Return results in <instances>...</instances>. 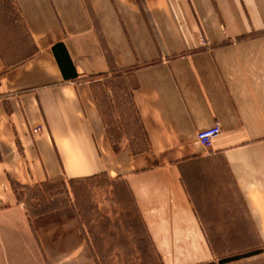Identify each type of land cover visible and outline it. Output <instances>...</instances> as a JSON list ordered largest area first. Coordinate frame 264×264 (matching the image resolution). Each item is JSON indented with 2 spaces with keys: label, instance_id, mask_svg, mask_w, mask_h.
<instances>
[{
  "label": "crops",
  "instance_id": "obj_1",
  "mask_svg": "<svg viewBox=\"0 0 264 264\" xmlns=\"http://www.w3.org/2000/svg\"><path fill=\"white\" fill-rule=\"evenodd\" d=\"M110 77L141 147L109 135ZM102 178L127 194L76 203L50 253L14 184ZM146 245L155 264H264V0H0V264H139Z\"/></svg>",
  "mask_w": 264,
  "mask_h": 264
},
{
  "label": "rangeland",
  "instance_id": "obj_2",
  "mask_svg": "<svg viewBox=\"0 0 264 264\" xmlns=\"http://www.w3.org/2000/svg\"><path fill=\"white\" fill-rule=\"evenodd\" d=\"M110 78L99 82V84L105 86V90L103 89L98 92L100 96L99 103L109 135L114 141H121L124 138L123 140H126L132 146L141 147L143 142L142 136L129 100L128 85L123 81L114 82V78ZM110 84L114 88L111 86L112 93H107V89H111L107 86ZM107 94H110V96ZM111 188H113V191L108 193ZM17 191L24 208L29 211L30 224L35 235L50 253L58 249L53 242H57L58 240L59 224L61 225L62 223L63 227L64 222H68L74 218L75 212L71 209L76 203L85 209L82 214L88 217L87 209L90 206L89 202L91 200L89 194H127L125 189L119 185L113 186L103 178L78 180L68 184H45L43 186L24 187L18 188ZM63 194H73V196L71 199H67ZM68 201L72 202L70 206L68 205ZM71 224H73V220ZM60 236L66 241L73 240L74 232L72 225L66 227L65 231L63 229L62 234L60 232ZM141 250L144 255L143 261H140L139 264L156 263L147 245Z\"/></svg>",
  "mask_w": 264,
  "mask_h": 264
},
{
  "label": "built area",
  "instance_id": "obj_3",
  "mask_svg": "<svg viewBox=\"0 0 264 264\" xmlns=\"http://www.w3.org/2000/svg\"><path fill=\"white\" fill-rule=\"evenodd\" d=\"M38 129V128H37ZM36 129V130H37ZM221 132V127L218 122L203 128L196 133L197 140L206 148L210 147L213 139Z\"/></svg>",
  "mask_w": 264,
  "mask_h": 264
},
{
  "label": "trees",
  "instance_id": "obj_4",
  "mask_svg": "<svg viewBox=\"0 0 264 264\" xmlns=\"http://www.w3.org/2000/svg\"><path fill=\"white\" fill-rule=\"evenodd\" d=\"M41 186H43V185H41ZM13 187H14L15 191L17 192L18 200L21 201V197L19 196L18 191H17V189L19 188V186L16 185V184H14ZM26 210H27V213H28L29 212L28 209H26ZM28 215H30V214H28ZM29 218H30V216H29ZM29 222H30V219H29ZM238 258H240V255L233 256V257H230V258H225V259L221 260V262L230 261V260H234V259H238Z\"/></svg>",
  "mask_w": 264,
  "mask_h": 264
}]
</instances>
